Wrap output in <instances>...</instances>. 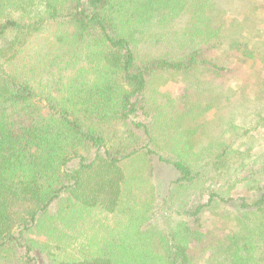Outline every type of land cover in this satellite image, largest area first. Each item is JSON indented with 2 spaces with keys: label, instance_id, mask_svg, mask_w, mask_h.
Here are the masks:
<instances>
[{
  "label": "trees",
  "instance_id": "obj_1",
  "mask_svg": "<svg viewBox=\"0 0 264 264\" xmlns=\"http://www.w3.org/2000/svg\"><path fill=\"white\" fill-rule=\"evenodd\" d=\"M226 3L0 0V264H264V188L222 191L264 178V151L232 168L231 145L203 160L156 133L193 109L160 79L256 58L226 40Z\"/></svg>",
  "mask_w": 264,
  "mask_h": 264
},
{
  "label": "rangeland",
  "instance_id": "obj_2",
  "mask_svg": "<svg viewBox=\"0 0 264 264\" xmlns=\"http://www.w3.org/2000/svg\"><path fill=\"white\" fill-rule=\"evenodd\" d=\"M222 7H227L223 25L226 40L249 38L256 58L235 59L234 63L230 59L232 55L223 48L220 52H211L217 56L219 64L229 68L221 78L172 75L160 79L155 88L157 95L164 94L176 100L189 91L193 109L191 113L185 114L181 109L173 111L168 120L172 129L167 132L169 125L165 124L161 128L157 127L156 133L161 145L189 142L194 148L190 150L192 155L199 154L198 157L203 160L212 157L210 149L216 150L222 144L231 145L234 153L229 158L230 167L237 168L249 163V157L252 159L264 151V0H231V4L226 3ZM250 30L255 31L254 35ZM159 170L162 179L169 178L167 170ZM250 177L244 173L241 179ZM259 188H264L263 177L258 181L253 179L237 183L232 189L227 186L222 191L224 195L241 194L254 198ZM198 194L191 193L189 205L195 200H207L208 193L202 197ZM161 213L155 217L159 223ZM224 213L222 210L220 215ZM222 222L225 219L217 220L212 215H205L202 231H214L215 226L218 227ZM222 229L220 231H225V228Z\"/></svg>",
  "mask_w": 264,
  "mask_h": 264
}]
</instances>
